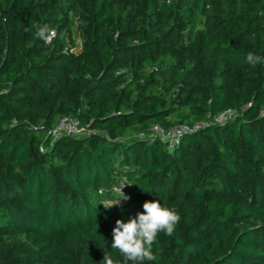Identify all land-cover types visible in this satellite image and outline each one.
Returning a JSON list of instances; mask_svg holds the SVG:
<instances>
[{
    "label": "trees",
    "instance_id": "obj_1",
    "mask_svg": "<svg viewBox=\"0 0 264 264\" xmlns=\"http://www.w3.org/2000/svg\"><path fill=\"white\" fill-rule=\"evenodd\" d=\"M146 201L181 220L144 264H264V0H0V264L122 262Z\"/></svg>",
    "mask_w": 264,
    "mask_h": 264
},
{
    "label": "clouds",
    "instance_id": "obj_2",
    "mask_svg": "<svg viewBox=\"0 0 264 264\" xmlns=\"http://www.w3.org/2000/svg\"><path fill=\"white\" fill-rule=\"evenodd\" d=\"M32 27L35 29L37 38L45 42L49 41L51 29L47 25L36 24ZM244 60L247 64L255 67L262 62V57L253 52H247L244 55ZM119 202L120 200L117 204L104 207L110 208L118 205ZM143 209V212H138L127 222L122 219L116 220L110 247L120 254L122 262L114 261L110 253L105 251L103 264H129V262L144 264L145 261L157 260L153 253V245L157 242L160 233H164L166 236L174 234L181 216L174 207L162 205L160 201H146L143 204Z\"/></svg>",
    "mask_w": 264,
    "mask_h": 264
},
{
    "label": "built area",
    "instance_id": "obj_3",
    "mask_svg": "<svg viewBox=\"0 0 264 264\" xmlns=\"http://www.w3.org/2000/svg\"><path fill=\"white\" fill-rule=\"evenodd\" d=\"M53 35V34H52ZM51 40V36L50 39ZM224 115L219 116V120L223 119ZM201 124H197L194 127H189L186 125H179L175 127L174 129H171L169 131H164L162 128L155 126L153 130L150 132L151 137H159L165 142L169 143V147L172 148L173 144L177 142V139L179 136H181L184 132L186 131H194L199 128ZM87 131V128L85 125L80 124L79 120L75 118H71L68 116H64L60 119V121L54 126L50 131L49 134L59 135L62 133H67L70 135H78L85 133ZM124 185V187H123ZM125 188V183L120 182V184L114 186V191L117 193H121V189ZM123 190V189H122ZM100 193L102 192V189L99 191Z\"/></svg>",
    "mask_w": 264,
    "mask_h": 264
},
{
    "label": "rangeland",
    "instance_id": "obj_4",
    "mask_svg": "<svg viewBox=\"0 0 264 264\" xmlns=\"http://www.w3.org/2000/svg\"><path fill=\"white\" fill-rule=\"evenodd\" d=\"M75 26L73 28V34H72V37L74 39V47L72 48L73 51H79L81 48H82V45H83V42H82V33H81V25H80V22L79 20L75 19ZM53 34V35H52ZM55 31H51V38L55 36ZM70 44V43H69ZM120 202L123 201V199L119 198ZM115 201H112V202H109L110 204L114 203ZM118 202V200H117Z\"/></svg>",
    "mask_w": 264,
    "mask_h": 264
}]
</instances>
